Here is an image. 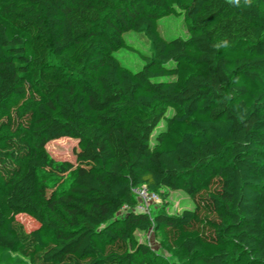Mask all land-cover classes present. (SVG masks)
<instances>
[{
  "label": "trees",
  "instance_id": "16d2710c",
  "mask_svg": "<svg viewBox=\"0 0 264 264\" xmlns=\"http://www.w3.org/2000/svg\"><path fill=\"white\" fill-rule=\"evenodd\" d=\"M174 7L186 37L161 34ZM128 30L146 53L125 43ZM121 47L139 54L137 70L114 55ZM27 93L28 110L6 106ZM61 136L79 143L58 197L64 223L43 205L61 183L46 195L40 180L64 179L46 169V144ZM138 185L162 200L153 218L134 208ZM177 188L193 207L169 213ZM123 206L124 230L99 238ZM150 226L186 264H224L234 245L264 264V0H0V264H134L131 228Z\"/></svg>",
  "mask_w": 264,
  "mask_h": 264
},
{
  "label": "rangeland",
  "instance_id": "374dc122",
  "mask_svg": "<svg viewBox=\"0 0 264 264\" xmlns=\"http://www.w3.org/2000/svg\"><path fill=\"white\" fill-rule=\"evenodd\" d=\"M159 27L161 34L166 38L172 36L186 37L189 33L188 20L184 15V11L179 7H174L170 13L161 16L159 18ZM123 38L127 45H130L138 52H147L148 41L141 33L128 30L123 34ZM135 50L121 47L114 51V55L120 63L128 69L137 70L142 65L143 61ZM33 105L34 101L30 93L13 95L6 103L8 108H16L21 112L28 110ZM157 108L164 110L166 113H170V109L161 104H158ZM165 123V119L160 121V125H164ZM152 141H154L153 138ZM78 148V141L68 136L54 138L46 144L49 157L46 169L60 175V177H64V179L62 182L54 175L40 172L41 183L48 187L45 190L46 195L50 193L51 186L53 187L57 185V183H61L58 185L52 203L49 205L45 202L43 203L44 212L51 219L59 223L65 222L66 212L62 204L58 201V197L64 196L67 192V185L71 180V173L66 176L67 172L79 163L76 156ZM223 163L224 158L211 162L214 167H218ZM207 172H209L208 168L206 169V173ZM191 176L195 179L201 178L198 175ZM167 199L169 205L166 207V211L169 213H179L184 208L193 207L191 197L182 188L169 190ZM161 204L162 200L160 198L158 202L150 205V207L145 210V213L150 218H153L154 215L161 210ZM127 211V207L123 206L115 213L111 221L100 226V230L104 228L122 232L124 230L123 218ZM17 219L21 221L24 228L27 230L37 226V222L26 214H18ZM104 229L99 232L98 236L102 240H107ZM128 241L130 249L134 251V264H186L181 258L182 251L171 247L163 232L154 229L153 226H150L147 230L132 227ZM139 244H143L147 247L148 251L143 252L137 249ZM231 249H233V252H231L230 258L224 264H258L250 259V255L243 248L234 245V247L231 246Z\"/></svg>",
  "mask_w": 264,
  "mask_h": 264
},
{
  "label": "built area",
  "instance_id": "2783aa9c",
  "mask_svg": "<svg viewBox=\"0 0 264 264\" xmlns=\"http://www.w3.org/2000/svg\"><path fill=\"white\" fill-rule=\"evenodd\" d=\"M132 192L135 199L137 200L134 208L143 212H145V210L148 209L150 205L160 200L159 194L149 190L145 185L132 187Z\"/></svg>",
  "mask_w": 264,
  "mask_h": 264
},
{
  "label": "clouds",
  "instance_id": "9594fccd",
  "mask_svg": "<svg viewBox=\"0 0 264 264\" xmlns=\"http://www.w3.org/2000/svg\"><path fill=\"white\" fill-rule=\"evenodd\" d=\"M232 2L235 3V4H237V5H239L240 0H232Z\"/></svg>",
  "mask_w": 264,
  "mask_h": 264
}]
</instances>
